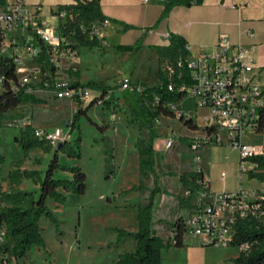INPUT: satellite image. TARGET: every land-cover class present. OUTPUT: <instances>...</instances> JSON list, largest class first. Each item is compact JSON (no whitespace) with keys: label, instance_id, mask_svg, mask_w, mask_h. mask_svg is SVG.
<instances>
[{"label":"rangeland","instance_id":"rangeland-1","mask_svg":"<svg viewBox=\"0 0 264 264\" xmlns=\"http://www.w3.org/2000/svg\"><path fill=\"white\" fill-rule=\"evenodd\" d=\"M57 21L54 27L58 30L60 19ZM136 36L134 32L125 36L110 33L103 47H80L73 62L60 59L57 72L62 81L78 80L81 86L91 90L92 96L100 94V91L88 85L103 84L109 89L105 97L107 104L93 105L86 114H80L74 120L75 113L88 104L59 100L54 90L39 88L34 96L41 103L20 105L10 112L7 120V124L17 120V126L0 128V156L3 157L0 164L1 191L10 192L12 188H19L39 197L41 179L54 158L56 147L45 144L25 153L18 141L21 138L20 127L23 121L33 119L44 122L45 129L50 132L59 128L68 133L73 129L67 147H77L76 142L81 136V157L58 152V160L66 167H81L87 180L84 194H67L66 202L61 204L52 198L47 200L48 207L57 218L58 227L43 217L41 228L45 246L34 248L18 264H116L120 255L135 250L132 239L119 241V230L137 231L138 207L145 203L148 189L153 188L154 183L152 178H146L141 173L140 155L136 147L140 133L137 125L131 123L135 118L132 111L140 112V109L133 92L123 90L120 82L127 77L133 79L135 84L156 86L158 71L166 69L169 64L167 61L160 63L157 53L146 48L132 52L117 48L118 45H130ZM68 43L70 46L76 45L72 39H68ZM36 65L40 66V63L32 55H27L18 63V67L25 70ZM256 67H261L257 60ZM76 68L78 77L70 73V70L74 73ZM32 81L35 79L32 78ZM175 107V118L161 116L156 121L154 169L157 174L165 173L162 178H166L161 185L176 191L182 184L180 176L186 170H193V174H197L200 169H205L210 170L216 192H236L240 187L253 191L250 188L254 186V179L249 177V172L256 170L258 164L251 159L242 160L239 153L228 145L224 132L221 133L224 144L202 145L197 152L200 156L198 163L196 153L190 148L192 143H185L183 136L194 135L197 141H201L200 128L207 110L199 109L191 97ZM181 115L185 120L186 116L194 118L200 131L197 129L193 132L181 121ZM140 119L144 122L143 117ZM171 137H175V146L165 149ZM246 139L251 142V135L248 134ZM54 177L72 179L73 175L57 169ZM194 194L201 197L203 190L199 188ZM188 238V235H184L185 240ZM240 252L239 246L233 245L215 247L192 243L183 247L171 246L164 250L163 264H235L233 259Z\"/></svg>","mask_w":264,"mask_h":264},{"label":"trees","instance_id":"trees-1","mask_svg":"<svg viewBox=\"0 0 264 264\" xmlns=\"http://www.w3.org/2000/svg\"><path fill=\"white\" fill-rule=\"evenodd\" d=\"M204 0H166L162 3L164 9L158 21H163L170 12L179 6L200 5ZM7 0H0V8H6ZM60 9H66L69 17L61 22L58 26L60 34L64 38L76 41V45H71L72 49L77 50L80 47H103L106 38L91 34V27L94 23H103L107 18L102 14L100 8V0H94L88 4H78L64 6ZM133 26L123 24V30L128 31ZM186 39L179 34L170 35V43L167 46H157L154 50L159 57V62L167 61L172 72L167 68L160 69L157 73V85L148 86L147 84H134L133 94L136 98L140 112L132 111L135 116L131 123L137 125L140 137L136 144L140 155L141 173L146 178H153L154 187L150 190L148 201L142 203L138 207V229L134 232L119 230V241L123 239H132L136 246L132 252H127L120 255L116 264H163V251L171 246L183 247V237L185 230L183 227V219H179L174 225L173 241H165L162 237L156 234L152 229L153 205L154 197L157 193L162 192L159 187V175L154 169L155 165V149L154 143L157 138L156 121L161 116L175 118L177 114L171 110L168 105H177L182 102L187 96L186 93L179 91L180 86H191L193 80L187 65V60L190 56L189 50L186 48ZM142 47V40H139L135 45H119L117 48L123 52H132L135 49L139 50ZM41 51L37 58L40 63V79L41 82L34 84V89L44 88L52 90L53 81L58 76L57 68L51 62V49L40 43ZM179 62L182 65L179 66ZM47 73L48 76L44 74ZM73 75L79 76L78 70ZM0 77L3 78V85L0 92V128L6 125H16L17 120L7 124L10 112L16 110L22 104H38L41 100L36 98L34 94H29L24 90L14 92L11 89L12 83H17L18 74L16 64L13 58L0 55ZM44 80L49 81V86L44 85ZM72 86H78L79 81L71 82ZM173 86V90L169 86ZM89 88L99 90L100 96L105 98L109 89L100 83H90ZM140 87V90L138 89ZM107 100L104 101V104ZM93 106L91 101L84 109H80L75 113L74 120L80 114H86ZM140 117H143L144 122ZM181 121H184L190 129L197 130L198 126L193 120L187 119L183 115L180 116ZM75 123L73 124V127ZM21 129V138L18 139L21 146L28 154L32 148L44 147L45 142L38 139L35 135V128L26 124ZM73 130V129H72ZM71 130V133H72ZM81 136L76 142L77 147H67L65 143L60 151H56L46 174L40 182L39 197L34 193L12 188L10 192H3L0 188V228L6 230V242L2 248V253L8 255L9 259H14L18 263L21 259H26L34 248L45 246V240L42 234L41 220L43 217L57 225L55 214L47 205V200L52 198L57 203L66 202L67 194L82 195L86 192V174L82 168L66 167L59 163L58 152H63L70 157H81ZM113 159V155H111ZM252 161L258 164L256 170L249 172L251 179H258L264 182V157H254ZM3 162V157L0 156V164ZM60 169L70 172L72 179H57L54 177L55 170ZM176 175V174H171ZM203 180L202 171L197 174L180 176V181L183 186L191 192L187 199H179L181 206H189L193 200L194 193L200 188L198 181ZM252 243L251 250L248 253L240 252L239 256L233 259L235 264H264V222L257 220H243L239 222L236 228L235 239L232 242L233 246H240L244 243Z\"/></svg>","mask_w":264,"mask_h":264},{"label":"built area","instance_id":"built-area-1","mask_svg":"<svg viewBox=\"0 0 264 264\" xmlns=\"http://www.w3.org/2000/svg\"><path fill=\"white\" fill-rule=\"evenodd\" d=\"M91 1L94 0H74L73 5H86ZM157 1L162 4L166 0ZM148 2L149 0H144V3ZM7 3L5 10L0 12V55L4 56L8 49H12V55L9 57L13 58L16 64L18 81L12 83L11 89L14 92L24 90L29 94H35L37 90L33 85L41 82V67L35 66L28 70L18 67V63L26 59L27 55H32L36 60L41 51V48L31 41L30 35L51 49V62L57 70L61 65L60 59L66 58L73 62L77 59L78 52L70 47L68 38L58 34L53 25L41 18L39 5L31 6L28 0H7ZM57 16L64 22L69 13L66 9H59ZM109 23L110 21L106 19L101 24H92L91 34L103 38L101 30ZM249 34L251 35V32ZM166 36L170 38L169 34ZM186 48L190 52L188 44ZM181 65L182 62H179V66ZM187 65L193 84L182 85L179 91L186 93V97L194 98L199 109L207 110L202 126L204 136L201 141L195 140L190 146L192 152L196 153L198 163L200 156L197 152L202 145L224 144L221 135L223 132L230 148L237 151L242 160L264 157V82L250 50L243 45L232 44L226 37H221L212 52L190 54ZM167 69L172 72L171 67L168 66ZM44 75L48 76L47 73ZM32 78L35 81H32ZM3 81L0 77V89ZM71 84L69 80L62 81L60 77H55L53 81L55 88L52 89L55 96L59 100L69 99L82 105L93 101V105L100 106L107 100L100 94L92 96L91 90L86 87ZM134 84L132 79L127 77L120 82L123 90L131 92ZM44 85L49 86V81L44 80ZM138 89L140 90V87ZM169 89L173 90V86H169ZM168 106L173 111L176 109L174 104ZM26 124H29V121H23L21 126L24 127ZM248 134L251 138L260 137V141L255 143L251 139V142H247ZM35 135L51 147L68 143L72 139L71 132L65 133L59 128L54 132L35 128ZM174 138H169L165 149H172L175 146ZM241 169L246 171L245 168ZM222 177H225L224 173ZM198 184L203 190L202 199L196 203L191 215L183 219V227L185 235L196 239L200 245L229 247L235 239L239 222L243 220L264 222V191H247L240 187L236 192H225L213 201H205L210 194L209 186L204 180L198 181ZM187 195L190 196L191 192L188 191ZM5 242L6 230L0 228V262L18 264L16 261H10L9 256L2 253ZM251 246L252 243L247 242L239 248L248 253Z\"/></svg>","mask_w":264,"mask_h":264},{"label":"crops","instance_id":"crops-1","mask_svg":"<svg viewBox=\"0 0 264 264\" xmlns=\"http://www.w3.org/2000/svg\"><path fill=\"white\" fill-rule=\"evenodd\" d=\"M28 2L32 6L39 5L41 18L53 26L58 24L57 20L60 19L57 17V11L64 6L74 4V0H28ZM100 8L102 14L110 21L109 25L101 30V36L106 38V43L110 33L125 36L134 32L137 36L130 45H135L139 40H142V49L146 48L151 52H155L154 49L157 46L169 45L170 38L166 36L167 34H179L186 39L187 44L190 46V54L196 55L200 52H212L218 40L221 37H226L232 44L243 45L250 50L261 66V80L264 82V0H204L200 5L174 8L159 23L164 6L157 0H149L148 3H144V0H100ZM3 10H5V7L0 8V12ZM123 24L131 25L133 28L124 31ZM57 33L60 34L59 29ZM30 38L40 49L39 41L34 36L30 35ZM11 52L12 49L10 48L3 55L9 57L12 55ZM187 98L185 97V99ZM192 119L194 120V118ZM29 124L34 128L45 129V123L42 121L33 119L29 121ZM195 124L199 127L197 122ZM200 130L202 131L201 137H203V128L201 127ZM193 132H196V130ZM193 136L184 135L183 141L191 144L196 140ZM252 141L258 143L260 137L254 136ZM201 171L203 180L209 186L210 193L204 199L205 201H213L216 197L225 193L213 190L210 170L201 169ZM188 173L193 174V170H186L185 174ZM158 175V184L162 192L157 193L154 197L152 229L165 241H172L175 222L179 219L188 218L202 196L199 197L194 194L189 206H181L177 196L187 199L188 189L181 184L176 191H171L161 185L163 179L166 178H162L165 173H159ZM253 184L251 190L264 191V182L254 179ZM151 189L153 188L148 189L145 203L148 201ZM137 229L138 223L135 224V230ZM192 243L199 244L192 237L188 240L183 237V246ZM135 246L136 244H134V248Z\"/></svg>","mask_w":264,"mask_h":264},{"label":"water","instance_id":"water-1","mask_svg":"<svg viewBox=\"0 0 264 264\" xmlns=\"http://www.w3.org/2000/svg\"><path fill=\"white\" fill-rule=\"evenodd\" d=\"M63 145L64 144H62V143L58 144V146L56 147V151H60Z\"/></svg>","mask_w":264,"mask_h":264}]
</instances>
